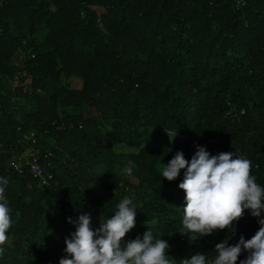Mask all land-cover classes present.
Instances as JSON below:
<instances>
[{
  "label": "trees",
  "instance_id": "trees-1",
  "mask_svg": "<svg viewBox=\"0 0 264 264\" xmlns=\"http://www.w3.org/2000/svg\"><path fill=\"white\" fill-rule=\"evenodd\" d=\"M0 145L51 161L55 183L40 186L0 152L24 264H59L67 218L98 227L126 196L125 241L150 229L172 264L197 252L211 264L228 230L182 235L185 170L168 181L161 169L203 146L250 160L264 186V0H0ZM233 226L229 245L260 227L250 210Z\"/></svg>",
  "mask_w": 264,
  "mask_h": 264
},
{
  "label": "clouds",
  "instance_id": "clouds-1",
  "mask_svg": "<svg viewBox=\"0 0 264 264\" xmlns=\"http://www.w3.org/2000/svg\"><path fill=\"white\" fill-rule=\"evenodd\" d=\"M161 169L168 181L175 180L184 169V178L178 187L185 193L182 227L179 232L189 235V240L227 229L229 235L215 245L217 255L211 264H236L242 252H247L240 264H264V186L252 175L251 161L234 152L211 155L205 147L197 146L190 160L182 151ZM132 172V162L124 169ZM8 181L0 178V256L3 245L9 241L8 230L12 226V209L5 197ZM250 210L258 218V231L250 238L243 235L234 245L228 240L235 234L233 222ZM19 213L17 212V216ZM137 206L130 197H124L110 218L100 216L99 226L93 228L90 214H81L77 220L68 217L75 231L65 238V256L59 264H172L166 258L170 247L162 238H156L146 229L142 238L125 241L126 234L135 227ZM182 264H209L206 256L197 252Z\"/></svg>",
  "mask_w": 264,
  "mask_h": 264
},
{
  "label": "built area",
  "instance_id": "built-area-1",
  "mask_svg": "<svg viewBox=\"0 0 264 264\" xmlns=\"http://www.w3.org/2000/svg\"><path fill=\"white\" fill-rule=\"evenodd\" d=\"M24 139L31 140L32 142L35 141L33 135H25ZM48 155L49 154H45V158L42 160L37 150L35 152H29L26 156L17 154L11 158L8 167L10 166L18 173H22L24 168H26V170L37 179L40 186H52L55 181L53 173L49 169L51 161L47 159Z\"/></svg>",
  "mask_w": 264,
  "mask_h": 264
},
{
  "label": "rangeland",
  "instance_id": "rangeland-1",
  "mask_svg": "<svg viewBox=\"0 0 264 264\" xmlns=\"http://www.w3.org/2000/svg\"><path fill=\"white\" fill-rule=\"evenodd\" d=\"M69 84L73 88L81 87V81L76 77H71L69 79ZM115 151L119 152L121 151V148L117 147ZM0 152L4 155V158L6 160H9V158H13L17 154H19L17 150L3 148L1 145H0ZM149 159L152 160L154 159V157L150 156ZM28 256H29V252L26 248L20 247L12 243V241L9 239V241L4 245V255L0 256V264H24L22 260L24 258H27Z\"/></svg>",
  "mask_w": 264,
  "mask_h": 264
}]
</instances>
